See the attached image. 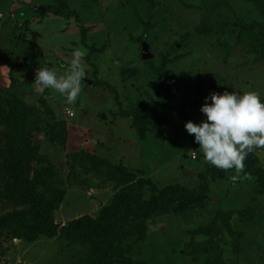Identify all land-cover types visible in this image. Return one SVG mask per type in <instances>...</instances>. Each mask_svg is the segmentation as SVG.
<instances>
[{"label":"rangeland","instance_id":"obj_1","mask_svg":"<svg viewBox=\"0 0 264 264\" xmlns=\"http://www.w3.org/2000/svg\"><path fill=\"white\" fill-rule=\"evenodd\" d=\"M132 1L0 0V264H264V148L221 175L185 128L212 92L264 98V0ZM78 49V102L40 93L37 70L67 74ZM205 182L206 208L150 213L145 237L128 215L102 249L131 195Z\"/></svg>","mask_w":264,"mask_h":264},{"label":"clouds","instance_id":"obj_2","mask_svg":"<svg viewBox=\"0 0 264 264\" xmlns=\"http://www.w3.org/2000/svg\"><path fill=\"white\" fill-rule=\"evenodd\" d=\"M85 56V50H76L63 76L54 70L39 68L35 77L39 92L51 88L67 104H76L83 91L82 81L87 77L82 64ZM205 101L201 106L205 119L199 123L187 121V132L194 135L205 162L225 171L244 172L249 153L264 148V98L253 91L226 90L222 94L212 92Z\"/></svg>","mask_w":264,"mask_h":264},{"label":"trees","instance_id":"obj_3","mask_svg":"<svg viewBox=\"0 0 264 264\" xmlns=\"http://www.w3.org/2000/svg\"><path fill=\"white\" fill-rule=\"evenodd\" d=\"M56 4H58L60 2V0H55ZM257 5H260L262 3L261 0H255ZM61 3V2H60ZM133 3V5L135 6V2H133L131 0V4ZM61 5V4H60ZM52 7H54L55 11H53V13L57 16H64L65 13H63V11H61V7H59L58 5H53ZM63 7V5H62ZM151 8H154V6H151ZM50 11V10H49ZM49 11H47L46 13H48ZM216 19L218 21H220V13L218 11H216ZM42 14V13H41ZM43 15V14H42ZM66 17L71 16L70 12H67ZM141 26L143 24L145 30H144V34L146 36L149 35V33L152 31V28L150 27L148 21L145 22L140 18V23ZM219 29V28H218ZM220 32V30H219ZM259 53V59L263 60L264 59V52H257ZM149 64H152L153 68L156 70V66L153 64L152 60H148L147 61ZM10 79L13 80L14 78L12 76H10ZM23 123H27L28 119L26 117H24V119H22ZM14 123V122H13ZM24 125H19L18 127L15 126V128H22ZM22 137H24L22 140H25L28 136V134H25L24 132H22ZM13 136V135H12ZM11 141V140H8ZM24 143V142H22ZM30 143V142H29ZM11 144H15V143H11ZM22 145V144H21ZM29 145V144H28ZM23 148H21V151H23ZM23 156L24 153L22 152V157L21 159L18 161V159H16L18 161V163H23ZM44 158L39 159L38 161H41ZM7 160V158H6ZM42 163V161H41ZM19 164V165H20ZM21 168V167H20ZM50 170V169H49ZM49 170L46 172L45 168H42L39 170V173L37 174L36 179H39L41 181H45V176L46 174H48ZM233 169H229L227 171H220L219 174H225V172L231 171ZM13 184H15V181L12 182ZM208 182L203 183L202 188H198V189H192V188H188L186 186H180V185H170L168 186L165 190H158L156 191L149 199L147 200H141L138 195L133 196L131 195V205L130 204H126L119 212V214L117 215V220L114 222V225L111 226L110 230H107L105 232V234L102 236V249L109 251L111 249V247L113 246L114 240H115V234L113 233L115 230V227L118 225V223L125 219L128 220L129 217H127L128 215L133 217V220L139 219V221L137 223L133 222L132 223V227L131 229L135 228H140V232L141 235L143 237H145L147 234V216L150 213H169L171 210H173L174 212H182L184 210H188V209H194L196 206L199 207V209L203 208L200 205H204L206 208L207 204H204L207 198V194L205 193V191H208ZM53 197V196H52ZM51 197V198H52ZM184 197H186L188 199L187 203L184 201H181V199H184ZM43 205V204H42ZM45 208H47L48 210H50L51 208L46 207L45 205H43ZM221 209L219 210V214L223 215V212H221ZM228 231H230L232 234V236H234L233 234L236 233L234 231L231 230L230 226H228ZM72 234V231L69 232V235ZM73 234L75 235V239L76 241L81 240L86 233H82L81 231L79 232H75V230H73ZM238 234V233H237ZM19 235V234H17ZM37 233L33 235V233L30 234V238L32 239V236H36ZM239 236V234H238ZM240 240V239H239ZM242 240V239H241ZM113 248V247H112ZM194 257V256H193ZM103 257H100V263H103ZM211 264H225L224 260L221 259V257H215L214 258V262Z\"/></svg>","mask_w":264,"mask_h":264},{"label":"water","instance_id":"obj_4","mask_svg":"<svg viewBox=\"0 0 264 264\" xmlns=\"http://www.w3.org/2000/svg\"><path fill=\"white\" fill-rule=\"evenodd\" d=\"M148 49H149L148 44L146 42H144L143 49H142V57L144 59H147V58H150L151 57Z\"/></svg>","mask_w":264,"mask_h":264},{"label":"built area","instance_id":"obj_5","mask_svg":"<svg viewBox=\"0 0 264 264\" xmlns=\"http://www.w3.org/2000/svg\"><path fill=\"white\" fill-rule=\"evenodd\" d=\"M65 112H66L67 114H69V116H72V115H73V113H72V111H71L70 109H66Z\"/></svg>","mask_w":264,"mask_h":264}]
</instances>
